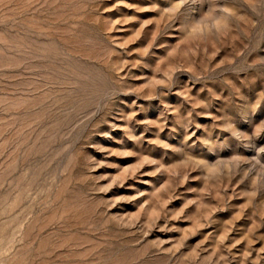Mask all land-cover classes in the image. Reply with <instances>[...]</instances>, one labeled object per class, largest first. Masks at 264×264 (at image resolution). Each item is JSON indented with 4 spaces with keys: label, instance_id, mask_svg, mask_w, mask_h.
<instances>
[{
    "label": "rangeland",
    "instance_id": "374dc122",
    "mask_svg": "<svg viewBox=\"0 0 264 264\" xmlns=\"http://www.w3.org/2000/svg\"><path fill=\"white\" fill-rule=\"evenodd\" d=\"M0 264H264V0H0Z\"/></svg>",
    "mask_w": 264,
    "mask_h": 264
}]
</instances>
